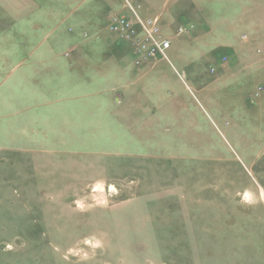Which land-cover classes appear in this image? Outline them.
<instances>
[{
  "label": "rangeland",
  "instance_id": "rangeland-1",
  "mask_svg": "<svg viewBox=\"0 0 264 264\" xmlns=\"http://www.w3.org/2000/svg\"><path fill=\"white\" fill-rule=\"evenodd\" d=\"M134 1L0 0V264H264V0Z\"/></svg>",
  "mask_w": 264,
  "mask_h": 264
},
{
  "label": "built area",
  "instance_id": "built-area-1",
  "mask_svg": "<svg viewBox=\"0 0 264 264\" xmlns=\"http://www.w3.org/2000/svg\"><path fill=\"white\" fill-rule=\"evenodd\" d=\"M121 1L122 11L109 16V33L129 44L134 55V64L138 68L150 65L154 60H165L170 63L167 51L171 44L170 40L162 35L159 19L143 18L140 6L134 0ZM189 28L179 26L178 34L186 32Z\"/></svg>",
  "mask_w": 264,
  "mask_h": 264
},
{
  "label": "crops",
  "instance_id": "crops-1",
  "mask_svg": "<svg viewBox=\"0 0 264 264\" xmlns=\"http://www.w3.org/2000/svg\"><path fill=\"white\" fill-rule=\"evenodd\" d=\"M152 17H157L158 18V16H152ZM159 19V18H158Z\"/></svg>",
  "mask_w": 264,
  "mask_h": 264
}]
</instances>
